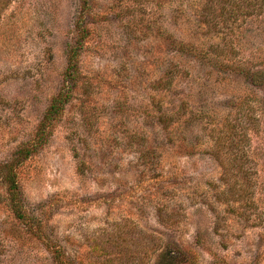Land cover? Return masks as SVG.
I'll use <instances>...</instances> for the list:
<instances>
[{
    "label": "rangeland",
    "instance_id": "rangeland-1",
    "mask_svg": "<svg viewBox=\"0 0 264 264\" xmlns=\"http://www.w3.org/2000/svg\"><path fill=\"white\" fill-rule=\"evenodd\" d=\"M226 126L249 199L215 150ZM28 147L20 218L4 164ZM165 247L179 264H264V0H14L0 20V264H158Z\"/></svg>",
    "mask_w": 264,
    "mask_h": 264
},
{
    "label": "trees",
    "instance_id": "trees-1",
    "mask_svg": "<svg viewBox=\"0 0 264 264\" xmlns=\"http://www.w3.org/2000/svg\"><path fill=\"white\" fill-rule=\"evenodd\" d=\"M14 0H0V20L2 17V13L4 10L9 7V5ZM79 30L83 33H85V27L82 26V24H78ZM78 54V47H74L71 51V60H73L76 55ZM66 101V95L64 93H60L58 96H56L51 105L49 106L46 115L43 119V121L40 124V131L42 136H44V133L47 132L50 125H52L53 121L60 115L64 108V104ZM236 127H228L226 126L225 129H222L219 135L216 138L215 147L216 152L221 153L220 155H217L221 161V164H223V168L225 170V174L227 179V183L231 184V192L233 194H239V196H242V199H249L244 193L240 191L238 193V189H236V185L238 183H232L236 181L239 177V172L244 173L245 167L242 165V162L244 163L245 158L247 156V153H242L239 150L235 151L238 146V140L236 136ZM31 147H28L27 149H22L21 153L17 157L18 159L17 164L11 162V163H5L4 169L5 170V181L8 185V190L10 192V195L12 196L13 202H14V208H16V212L19 215L20 218H25V215L22 213L21 207V201L20 198V192H19V182H18V172L17 168L18 165L21 164L25 159H27L33 149H30ZM234 148V149H233ZM234 150V151H233ZM19 163V164H18ZM240 164V165H239ZM239 168H238V167ZM243 181L249 180L248 176H243ZM248 190L249 187L247 186ZM247 190V189H246ZM247 201V200H246ZM59 260L63 262L62 256L65 255L61 250L57 253ZM67 258V257H65ZM183 252L178 250L177 248H171V247H165L158 256V264H179L180 262H183Z\"/></svg>",
    "mask_w": 264,
    "mask_h": 264
}]
</instances>
